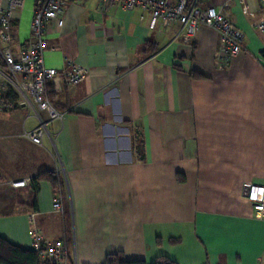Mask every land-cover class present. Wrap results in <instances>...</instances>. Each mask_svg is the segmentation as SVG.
Listing matches in <instances>:
<instances>
[{
	"label": "crops",
	"instance_id": "0c3cea01",
	"mask_svg": "<svg viewBox=\"0 0 264 264\" xmlns=\"http://www.w3.org/2000/svg\"><path fill=\"white\" fill-rule=\"evenodd\" d=\"M198 6L243 33L241 53L224 67L209 28L185 41L178 23L152 28L141 9L65 0L63 25L46 27L43 64L59 70L71 60L87 76L54 93L63 118L48 123L41 145L21 136L38 125L26 108L0 113V238L30 249L34 197L36 226L65 240L73 264H104L112 254L147 264H264V215L244 198L247 185L264 186V33L254 28L264 4ZM54 170L56 189L31 183ZM24 179V188L8 184Z\"/></svg>",
	"mask_w": 264,
	"mask_h": 264
},
{
	"label": "built area",
	"instance_id": "2783aa9c",
	"mask_svg": "<svg viewBox=\"0 0 264 264\" xmlns=\"http://www.w3.org/2000/svg\"><path fill=\"white\" fill-rule=\"evenodd\" d=\"M26 0H0V113L26 108L38 125L33 130L23 131L21 136L41 145L48 123L61 120L63 113L49 101V91L60 94L82 83L87 70L66 60L62 69L46 68L43 53L48 48L45 39L46 27L55 21L63 25L65 0H34L29 32L21 41L16 32L15 11L23 8ZM80 1V0H79ZM107 8L117 6L124 11L141 9L148 12L150 27L157 22L163 25L179 24L178 36L190 41L200 27L213 30L219 37V49L215 63L224 67L243 47V33L221 12L211 6H198V0H98ZM264 4V0H260ZM228 4H225L227 6ZM264 16V10L262 12ZM264 33V18L254 25ZM56 176L60 171L54 170ZM30 179L8 182L12 188L28 186ZM244 198L259 208L264 215V186L249 184L244 189ZM54 213H62V200L56 196L52 203ZM36 214L29 212L28 237L30 250L37 255V264H67L70 251L64 239L48 240L36 226Z\"/></svg>",
	"mask_w": 264,
	"mask_h": 264
},
{
	"label": "trees",
	"instance_id": "16d2710c",
	"mask_svg": "<svg viewBox=\"0 0 264 264\" xmlns=\"http://www.w3.org/2000/svg\"><path fill=\"white\" fill-rule=\"evenodd\" d=\"M261 58L264 60V51L261 53ZM189 76L192 79H203V77L195 72H190ZM49 101L53 105L54 104V97L55 94L50 90L49 91ZM137 154L138 157L141 158V149L138 148ZM40 179H46L50 182L51 186L53 189H56L59 185V179L57 176L54 175L53 172H46L43 173L31 180V183L36 184L37 181ZM34 186L32 189L34 190ZM31 212L35 213L36 212V201L35 198L31 200ZM159 259H161V263L159 262ZM0 264H37V255L34 251L30 249H22L18 246L12 245L3 238H0ZM67 264H73L70 260L68 261ZM104 264H147L144 261H127L123 256L119 254H112L108 255L106 257L105 263ZM150 264H176L174 261L168 259L167 257H160L157 258L154 262Z\"/></svg>",
	"mask_w": 264,
	"mask_h": 264
},
{
	"label": "rangeland",
	"instance_id": "374dc122",
	"mask_svg": "<svg viewBox=\"0 0 264 264\" xmlns=\"http://www.w3.org/2000/svg\"><path fill=\"white\" fill-rule=\"evenodd\" d=\"M34 0H26L23 8H20L16 13V32L23 38V35H28L29 22L31 19V11Z\"/></svg>",
	"mask_w": 264,
	"mask_h": 264
}]
</instances>
